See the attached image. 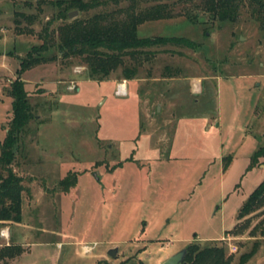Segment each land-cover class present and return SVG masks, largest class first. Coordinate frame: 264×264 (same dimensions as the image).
I'll list each match as a JSON object with an SVG mask.
<instances>
[{"label":"rangeland","instance_id":"1","mask_svg":"<svg viewBox=\"0 0 264 264\" xmlns=\"http://www.w3.org/2000/svg\"><path fill=\"white\" fill-rule=\"evenodd\" d=\"M69 1L0 0V142L12 120L8 91L20 60L42 44L48 21L49 29L60 25L56 15L66 4L57 3ZM115 6L109 2L108 10ZM17 14L36 20L28 25ZM137 31L199 47L151 48L173 53L159 52L131 81L119 71L92 81L74 58L19 75L39 118L22 134L16 157L28 189L26 228L0 227L10 226L0 246L24 242L7 264H162L189 244L224 247L237 264L254 242L247 264H264V207L247 217L242 234H226L243 224L237 211L264 180V158L250 162L264 146V30L246 11L235 23L195 25L180 16ZM165 66L180 73L163 79ZM67 176L76 185L66 191L59 182Z\"/></svg>","mask_w":264,"mask_h":264},{"label":"trees","instance_id":"2","mask_svg":"<svg viewBox=\"0 0 264 264\" xmlns=\"http://www.w3.org/2000/svg\"><path fill=\"white\" fill-rule=\"evenodd\" d=\"M36 1L44 4L46 2ZM112 1L116 8L109 11V2ZM109 2L71 0L68 3H57L59 6L66 4L56 15V19L61 21L60 25L54 30L49 29L53 20L48 21L46 28L41 30L43 36H39L43 40L42 44L31 46L25 57L20 60L18 76L11 82L8 91L12 101V120L6 129V136L0 142V227L4 223L18 224L22 221L23 193L28 194L22 177L17 173L16 157L22 134L29 124L39 117L34 115L25 84L19 78L23 72L32 66L57 58L62 61L74 58L86 67L87 78L92 81L106 80L118 71L122 80L131 81L137 78L141 68L152 61L159 52L173 53L172 50L158 51L151 48L174 46L187 47L193 51L198 49V44L184 37H138V27L147 21H163L185 16L195 25L208 21L235 23L242 12L248 11L259 24V28L264 30V0H109ZM120 2H126L127 5L118 7ZM71 10L81 12L83 17L67 21V13ZM90 11L92 14L89 15ZM17 15L28 25L36 20L33 15ZM201 16L207 20L200 21ZM163 72V79L172 80L177 77L180 70L165 66ZM258 158H264V146L251 156V166ZM228 165L229 160L225 162L223 169L225 170ZM75 180L74 176H67L59 184L67 191V187L76 185ZM262 207L264 180L237 211L236 220L244 219L243 224L234 225L226 234L231 236L242 234L249 226L247 217ZM261 234L264 237V230ZM257 248V243L254 242L250 252L238 257L237 264H247ZM22 253L20 245L12 243L2 245L0 264H7V261L19 257ZM232 260L233 257L226 253L224 247L212 244L201 248L196 244H189L186 246L183 264H233Z\"/></svg>","mask_w":264,"mask_h":264},{"label":"water","instance_id":"3","mask_svg":"<svg viewBox=\"0 0 264 264\" xmlns=\"http://www.w3.org/2000/svg\"><path fill=\"white\" fill-rule=\"evenodd\" d=\"M68 18L73 20L75 18H77V12H70L67 14ZM96 181L97 178H96ZM108 255L110 257H114L115 256V250L111 249L108 251ZM186 255V249H183L179 252H176L175 254L171 255L170 258H168L166 261H164L162 264H183V260L184 257Z\"/></svg>","mask_w":264,"mask_h":264},{"label":"crops","instance_id":"4","mask_svg":"<svg viewBox=\"0 0 264 264\" xmlns=\"http://www.w3.org/2000/svg\"><path fill=\"white\" fill-rule=\"evenodd\" d=\"M22 215H23V211H22V214H21V217H22ZM22 219V218H21ZM23 220V219H22ZM5 224V223H4ZM8 224V223H7ZM9 225H14V227H16L15 229H18V228H20V229H23V228H26L23 224H22V221L20 222V223H18V224H15V223H9ZM12 227V226H11ZM18 227V228H17ZM5 228H7L8 229V231H7V236H8V238H9V233H10V231H9V228H10V226H6ZM24 230V229H23ZM17 238V237H16ZM15 238V241H13L12 242V244H15V245H20L21 247L24 245V242H22L21 241V239H23V238H21V237H18L17 239ZM17 240V241H16ZM10 242V241H9ZM9 242H6L5 243V245H9L10 243ZM1 247V246H0Z\"/></svg>","mask_w":264,"mask_h":264},{"label":"built area","instance_id":"5","mask_svg":"<svg viewBox=\"0 0 264 264\" xmlns=\"http://www.w3.org/2000/svg\"><path fill=\"white\" fill-rule=\"evenodd\" d=\"M123 91L121 90V86H119V89L117 90V93H122ZM0 237H4V238H7V230L5 229H1L0 231ZM230 253H235L236 252V248L235 247H232L230 246V249H229Z\"/></svg>","mask_w":264,"mask_h":264},{"label":"bare ground","instance_id":"6","mask_svg":"<svg viewBox=\"0 0 264 264\" xmlns=\"http://www.w3.org/2000/svg\"><path fill=\"white\" fill-rule=\"evenodd\" d=\"M121 90L124 91V86L121 85Z\"/></svg>","mask_w":264,"mask_h":264}]
</instances>
